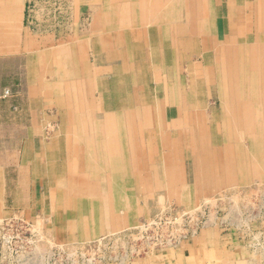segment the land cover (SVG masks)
Returning <instances> with one entry per match:
<instances>
[{
	"label": "rangeland",
	"instance_id": "1",
	"mask_svg": "<svg viewBox=\"0 0 264 264\" xmlns=\"http://www.w3.org/2000/svg\"><path fill=\"white\" fill-rule=\"evenodd\" d=\"M27 1L2 10L27 48L0 58V264H264V0ZM141 18L142 62H107Z\"/></svg>",
	"mask_w": 264,
	"mask_h": 264
},
{
	"label": "crops",
	"instance_id": "2",
	"mask_svg": "<svg viewBox=\"0 0 264 264\" xmlns=\"http://www.w3.org/2000/svg\"><path fill=\"white\" fill-rule=\"evenodd\" d=\"M3 1L4 0H0V58L13 56L15 54V51L18 53L19 50H22V49L26 50V48H27L25 46L26 42L24 43L23 41H21V44H20V42L18 41V38L16 39V41H15V39H12V36L14 37V35L12 34L14 29L12 27L7 28V29L3 27V18H2ZM12 1H14V7H13L14 8V10H13L14 26L18 27V24L19 25L21 24V26L24 27L26 6H27V2L28 1L27 0H12ZM137 25H138V28H139L138 30L136 29L137 26L133 27L132 23H130L128 25L124 24L123 26H121L123 31H119L118 30V33H120L119 35H115L114 34L112 36H109L111 38L108 37L109 39L108 38L106 39L105 47H103V48H104L105 51L107 50V53H108V54L105 55L106 58H107L106 59L107 62H109L108 60L111 59L112 63H114V62L116 63L117 59H119V58L122 59L121 63L122 64H126V65H130V63L136 64V63H141L142 62V61H138V62L136 61L137 58L134 57L135 56L134 55V50L141 48V45L143 44L142 40L146 36V29L142 28V27H139L141 25L138 24V23H137ZM127 26H129V27H127ZM114 27L115 26H112V29H114ZM131 30H132V32H134V37H131V35H130ZM22 33L24 35V38H27V36L30 33V31H28L26 29H23ZM139 38H140V40H139ZM114 39H115V41H114ZM64 41H65L64 42V46L60 47V51H62V49H63L64 52L62 51V53H64L65 57H66V54L68 52L71 51L73 53V51H72L73 49H75V52L77 51L76 50L77 49L76 45L74 47L73 46L68 47L66 45V37H64ZM4 42L7 43L5 46H4ZM8 42H10V44ZM23 43H24V45H23ZM59 43H61V42H59ZM121 43H123V45H120ZM109 45H111V47ZM111 49H117V50L116 51H111ZM101 50L103 51L102 48H101ZM135 58H136V60H135ZM30 69L31 68H27V71L30 72ZM140 263L142 264L143 261L141 260ZM164 264H166V262H164Z\"/></svg>",
	"mask_w": 264,
	"mask_h": 264
},
{
	"label": "bare ground",
	"instance_id": "3",
	"mask_svg": "<svg viewBox=\"0 0 264 264\" xmlns=\"http://www.w3.org/2000/svg\"><path fill=\"white\" fill-rule=\"evenodd\" d=\"M146 1L147 0H142V1H140V3L139 4H141V6H144V4L146 3ZM159 1V3H157V1L155 0V2L153 3V9L155 10V11H157V10H159L160 8H162V0H158ZM173 1V0H172ZM134 2V1H133ZM137 2V1H136ZM195 2V1H194ZM257 2V1H256ZM258 2H259V0H258ZM148 4H150V2L148 3ZM152 4V3H151ZM135 5H136V3H135ZM166 6V5H165ZM187 7V6H186ZM196 8V7H195ZM130 9V8H129ZM183 9V8H182ZM257 9H259V8H257ZM128 11V10H127ZM130 11V10H129ZM143 11H144V9H143ZM132 12V11H131ZM139 13H140V11H139ZM142 13V12H141ZM148 13V12H147ZM159 13H160V11H159ZM207 13H209V12H205V14H207ZM161 14H162V12H161ZM165 14V13H164ZM139 15V14H138ZM168 15V14H167ZM189 15H190V17H192L191 18V20H193V25H195V20L196 19H199V18H201L200 17V13H197L196 14V19L194 18L195 16L190 12V14L188 13V11H186V14H185V16L184 17H186V19H188L189 18ZM208 15H210V13L208 14ZM158 16V15H157ZM211 16H213V17H215V15H214V13L212 14L211 13ZM138 17V16H137ZM142 17V16H141ZM156 17V16H155ZM260 17V16H259ZM162 18V17H161ZM164 18H165V16H164ZM170 18V17H169ZM135 19V18H134ZM142 19V18H141ZM182 19V18H181ZM135 21V20H134ZM154 21V20H153ZM176 21V20H175ZM139 22V24L141 25V24H144V20L142 19V21L141 20H139L138 21ZM162 22V21H161ZM244 22V21H243ZM164 23V22H163ZM162 23V24H163ZM192 23V22H191ZM217 22L215 21V20H213L212 21V25H215ZM218 23H220V20H219V22ZM217 23V24H218ZM257 23V22H256ZM263 23V22H262ZM159 24V23H158ZM161 24V23H160ZM165 24V23H164ZM222 24V23H221ZM236 24V23H235ZM259 24H260V22H259ZM156 25V24H155ZM211 25V26H212ZM219 25V24H218ZM238 25V24H237ZM171 26H174L175 27V25L173 24V22H170V25H169V27H164V29H163V31H165V32H167L170 28H171ZM16 28V27H15ZM148 28V27H147ZM176 28V27H175ZM256 28H257V24H256ZM125 29V28H124ZM194 28H192V30H193ZM216 29V28H215ZM148 30V29H147ZM157 30H158V27H157ZM173 30V29H172ZM263 30V29H262ZM123 31V30H122ZM160 31V30H159ZM158 31V32H159ZM175 31V30H174ZM205 32H207L206 30H204ZM211 31V30H210ZM215 31V30H214ZM227 31V30H226ZM146 32H148V31H146ZM205 32H203V33H201L202 35H204V42H206V41H210V39L209 38H206L205 37ZM129 33V32H128ZM13 34V33H12ZM156 34H157V31H156ZM167 34V33H166ZM216 34V33H215ZM130 35H131V37H134V32H132V30H131V33H130ZM169 35V34H168ZM167 35V36H168ZM229 36H228V38H226V40H228V42H234L235 40H236V37H234L235 35H233V34H228ZM12 36V35H11ZM161 36H162V34H161ZM201 36V35H200ZM208 36V35H207ZM224 34H221V37H219L218 38V42L220 41V42H223L224 43V40L225 39H223L224 37ZM13 37V36H12ZM169 37V36H168ZM176 37V36H175ZM109 38H111V37H109ZM108 38V39H109ZM157 38H159L158 36H157ZM123 39V38H122ZM172 39V38H171ZM174 39V38H173ZM173 39H172V42H173ZM198 39V38H197ZM124 40V39H123ZM138 40V39H137ZM139 40H140V38H139ZM169 40V39H168ZM177 40V39H176ZM110 41V40H109ZM114 41H115V39H114ZM143 41V44L144 45H146V44H148V43H150L148 40H147V36H145V38L142 40ZM192 41V40H191ZM213 41V40H212ZM204 42L202 43V44H204ZM227 41H225V43H226ZM14 43V42H13ZM113 43V42H112ZM159 43H161V42H159ZM196 43V42H195ZM206 43H208V42H206ZM212 43H214V41L212 42ZM257 43H259V42H257ZM184 44V43H183ZM211 44V43H210ZM113 45V44H112ZM140 45V44H139ZM172 45V44H171ZM199 45H200V43H199ZM231 45V44H230ZM241 45V44H240ZM254 45V44H253ZM105 46V45H104ZM110 47H111V45H109ZM239 45H237V47H238ZM130 47V46H129ZM148 47V46H147ZM163 47V46H162ZM168 47V46H167ZM166 47V48H167ZM174 47V46H173ZM243 47V46H242ZM259 47V46H258ZM151 49V48H150ZM149 49V50H150ZM176 49V48H175ZM237 49H239V48H237ZM65 50V49H64ZM68 50V49H67ZM143 50V49H142ZM188 50V49H187ZM235 50V49H234ZM256 50V49H255ZM62 51H63V49H62ZM62 51H60V53L62 52ZM126 51V50H125ZM130 51V50H129ZM166 51V50H165ZM173 51V50H172ZM190 51H191V49H190ZM207 51H208V49H207ZM240 51V50H239ZM59 52V51H58ZM64 52V51H63ZM71 52V51H70ZM135 52H136V50H135ZM212 52H213V50H212ZM151 53V52H150ZM158 53V52H157ZM164 53V52H163ZM162 53V54H163ZM226 53V52H225ZM254 53H256V52H254ZM69 54V53H68ZM235 54H237V53H235ZM258 54V53H257ZM70 55V54H69ZM161 55V54H160ZM229 55V54H228ZM254 55V54H253ZM140 56V55H139ZM143 56V55H142ZM149 56H150V54H149ZM167 56V55H166ZM199 56V55H198ZM249 56V55H248ZM256 56V55H255ZM132 57V56H131ZM171 57V56H170ZM193 57V56H192ZM244 57V56H243ZM253 57V56H252ZM68 58V57H67ZM155 58V57H154ZM200 58V57H199ZM255 58V57H254ZM126 59V58H125ZM171 59V58H170ZM193 59H194V57H193ZM230 59V58H229ZM234 59V58H233ZM256 59V58H255ZM150 60V59H149ZM169 60V59H168ZM203 60H204V56H202V62H203ZM253 60V59H252ZM175 61H176V59H175ZM196 61V60H195ZM230 61V60H229ZM249 61V60H248ZM149 62V61H148ZM156 62H158V61H156ZM163 62V61H162ZM174 62V61H173ZM201 62V63H202ZM255 62V61H254ZM253 62V63H254ZM115 63V62H114ZM151 63H152V61H151ZM166 63V62H165ZM172 63V62H171ZM233 63V62H232ZM240 63V62H239ZM249 63V62H248ZM132 64V63H131ZM148 64V63H147ZM155 64V63H154ZM170 64V63H169ZM116 65H118V64H116ZM134 65V64H133ZM218 65H221V64H218ZM164 66V65H163ZM177 66V65H176ZM179 66V65H178ZM245 66V65H244ZM127 67V66H126ZM191 67V66H190ZM222 67V66H221ZM246 67V66H245ZM252 67H253V65H252ZM108 68V67H107ZM115 68H118V67H115ZM193 68H194V66H193ZM193 68H191L190 69V71L189 72H191V70H193ZM224 68V67H223ZM241 68V67H240ZM247 68V67H246ZM131 69V68H130ZM160 69V68H159ZM256 69V68H255ZM177 70V69H176ZM185 70V69H184ZM229 70H230V68H229ZM245 70V69H244ZM116 71H118V70H116ZM115 71V72H116ZM188 71H187V73H188ZM246 71V70H245ZM251 71V70H250ZM264 71V70H263ZM262 71V72H263ZM122 72H123V70H122ZM176 72V71H175ZM192 72H194V71H192ZM224 72V71H223ZM222 72V73H223ZM241 72H242V70H241ZM117 73V72H116ZM132 73V72H131ZM158 73V72H157ZM157 73H155V74H157ZM231 73H233V72H231ZM129 74V73H128ZM246 74V73H245ZM244 74V75H245ZM122 75V74H121ZM232 75V74H231ZM243 74H241V76H242ZM157 76V75H156ZM230 76V75H229ZM254 76V75H253ZM252 76V77H253ZM232 77V76H231ZM251 77V78H252ZM160 78H162V77H160ZM242 78V77H241ZM240 78V79H241ZM248 78V77H247ZM174 79V78H173ZM187 79V78H186ZM221 80V79H220ZM234 80V79H233ZM157 81V80H156ZM177 81V80H176ZM247 81V80H246ZM128 82V81H127ZM179 82V81H178ZM234 82V81H233ZM256 82V81H255ZM84 83V82H83ZM171 83H173V82H171ZM224 83V82H223ZM251 83H253V82H251ZM133 84V83H132ZM165 84H166V82H165ZM187 84V83H186ZM122 85V84H121ZM135 85V84H134ZM171 85V84H170ZM180 85V84H179ZM197 85V84H196ZM229 85V84H228ZM166 86V85H165ZM200 85H198V87H199ZM201 86H203V85H201ZM251 86V85H250ZM255 86V85H254ZM173 87V86H172ZM180 87V86H179ZM235 87V86H234ZM132 88V87H131ZM162 88H163V86H162ZM228 88V87H227ZM247 88V87H246ZM252 88V87H251ZM255 88V87H254ZM161 89V88H160ZM177 89V88H176ZM179 89V88H178ZM126 90V89H125ZM163 90V89H162ZM166 90H167V88H166ZM179 91V90H178ZM182 91V90H181ZM236 91V90H235ZM133 92V91H132ZM249 92V91H248ZM167 93V92H166ZM184 93V92H183ZM229 93H230V90H229ZM168 94V93H167ZM188 94H191V93H188ZM248 94V93H247ZM253 94V93H252ZM173 95V94H172ZM177 95V94H176ZM187 95V94H186ZM229 95V94H228ZM254 95V94H253ZM139 95H137L136 94V92L135 93H133V94H131L130 93V95H128L125 99H124V102H123V104H122V108H124V110H123V113H126V115H128L127 116V118L128 117H130V112H133V113H138V112H136L134 109H136V108H140V109H143V111H142V114H139L138 116L141 118V119H143V121L144 122H146L147 123V121H150V120H154V118H153V115H151V111H150V105H149V103L148 102H146L145 101V99H144V101H145V103H143L142 104V100L140 99V97H138ZM169 96V95H168ZM218 96V95H217ZM248 96V95H247ZM180 97V96H179ZM185 98V97H184ZM248 98H249V96H248ZM252 98H253V96H252ZM230 99V98H229ZM158 100V99H157ZM255 100V99H254ZM169 101V100H168ZM177 101V100H176ZM159 102V101H158ZM162 102V101H161ZM197 102V101H196ZM237 102V101H236ZM253 102V101H252ZM169 103V102H168ZM184 103H188V98H186V100H185V102ZM226 103V102H225ZM155 104H156V102H155ZM93 105V104H92ZM196 105V104H195ZM240 105V104H239ZM250 105H251V103H250ZM129 106V107H128ZM167 106H168V104H167ZM187 106V105H186ZM204 106V105H203ZM234 106V105H233ZM254 106V105H253ZM160 107V106H159ZM165 107V106H164ZM185 107V106H184ZM195 107V106H194ZM196 107L198 108V106L196 105ZM195 107V108H196ZM223 107V106H222ZM252 107V106H251ZM130 108V109H129ZM183 108V107H182ZM263 108V107H262ZM139 109V110H140ZM188 110L189 109H193L192 107L190 108H187ZM206 109V108H205ZM166 110V109H165ZM184 110V109H183ZM182 110V111H183ZM236 110V109H235ZM259 110V109H258ZM113 111V110H112ZM119 111V110H118ZM178 111V110H177ZM177 111H174L176 114H179ZM260 111V110H259ZM98 112V111H97ZM114 112V111H113ZM262 112V111H261ZM77 113V112H76ZM115 113V112H114ZM108 114L107 113V115H106V118L108 119L107 120V122H112L114 119H116V114ZM161 113V112H160ZM207 113V112H206ZM90 114V113H89ZM122 114V113H121ZM186 114V113H185ZM204 114H205V112H204ZM212 114H213V112H212ZM82 115V114H81ZM80 115V116H81ZM85 115H87V113H85ZM208 115V114H207ZM104 116V115H103ZM125 116V115H124ZM132 116V115H131ZM136 116V115H135ZM164 116H167V114L166 113H164ZM83 117H84V115H83ZM121 117V116H120ZM138 117V118H139ZM186 117H187V114H186ZM199 117H201V116H199ZM198 117V118H199ZM207 117H211V116H207ZM231 117V116H230ZM118 118V117H117ZM158 118V117H157ZM160 118H162V117H160ZM180 118H182V115H181V117ZM184 118V117H183ZM197 118V119H198ZM214 118V117H213ZM86 119V118H85ZM131 118H129V119H127V121L126 122H130L131 120H130ZM186 119V118H185ZM184 119V120H185ZM80 120V119H79ZM96 120V119H95ZM94 120V121H95ZM121 120V119H120ZM126 120V119H125ZM237 120V119H236ZM255 120V119H254ZM81 122V121H80ZM85 122V121H84ZM92 122V121H91ZM114 122V121H113ZM112 122V123H113ZM122 122V121H121ZM125 122V121H124ZM162 122V121H161ZM258 122V121H257ZM98 123H99V121H98ZM132 123H134V122H132ZM152 123V122H151ZM94 124V123H93ZM119 124H121V123H119ZM125 124V123H124ZM123 124V125H124ZM127 124V123H126ZM162 124V123H161ZM169 124V123H168ZM225 124V123H224ZM102 125V124H101ZM173 125H174V123H173ZM180 125V124H179ZM237 125V124H236ZM126 126H128V125H126ZM212 126V125H211ZM225 126V125H224ZM252 126V125H251ZM82 127H83V125H82ZM115 127H116V125H115ZM136 127V126H135ZM221 127V126H220ZM249 127V126H248ZM132 129H133V126H130L129 125V127L126 129L128 132H130V131H132ZM224 129V128H223ZM253 129V128H252ZM104 130V129H103ZM121 131H123V130H121ZM135 131L137 132V130L135 129ZM251 131V130H250ZM254 131V130H253ZM81 132V131H80ZM105 134H106V132H104ZM129 134V133H128ZM133 134V133H132ZM190 134V133H189ZM84 135V134H83ZM82 135V136H83ZM135 135H136V133H135ZM102 136V135H101ZM123 136V135H122ZM137 136V135H136ZM85 137V136H84ZM99 137V136H98ZM124 137V136H123ZM256 137V136H255ZM100 138H102V137H100ZM99 138V139H100ZM105 139V138H104ZM103 139V140H104ZM118 140V139H117ZM127 140V139H126ZM94 141V140H93ZM100 141V140H99ZM88 142V141H87ZM91 142H92V140H91ZM203 142V141H202ZM86 143V142H85ZM96 143V142H95ZM137 143V142H136ZM102 144V143H101ZM87 145V144H86ZM88 146V145H87ZM103 146V145H102ZM122 146V145H121ZM237 146H238V144H237ZM84 147V146H83ZM86 148V147H85ZM89 148V147H88ZM236 148V147H235ZM184 149V148H183ZM96 150V149H95ZM108 150V149H107ZM184 150H186V149H184ZM237 150V149H236ZM241 151V150H240ZM105 153V152H104ZM126 153V154H125ZM124 154H123V157L124 158H126V155H128V153L127 152H125ZM96 154V153H95ZM98 154V153H97ZM107 154V153H106ZM239 154H240V152H239ZM243 154V153H242ZM192 155V154H191ZM198 155H199V153H198ZM245 155V154H244ZM103 156H104V154H103ZM186 156V155H185ZM188 156V155H187ZM193 156V155H192ZM195 156H197V155H195ZM235 156H236V154H235ZM234 156V157H235ZM237 157V156H236ZM109 158V157H108ZM117 158V157H116ZM192 158V157H191ZM197 158V157H196ZM241 158V157H240ZM244 158V157H243ZM111 159V158H110ZM99 160V159H98ZM103 160V159H102ZM194 160V159H193ZM230 160V159H229ZM240 160V159H239ZM93 161V160H92ZM104 161V160H103ZM111 161V160H110ZM148 161H149V158H148ZM227 161V160H226ZM235 162L237 161V159L236 160H234ZM95 162V161H94ZM97 162V161H96ZM113 162H115V161H113ZM190 162V161H189ZM108 163H109V160H108ZM116 163V162H115ZM187 163V162H186ZM96 164H98V163H96ZM153 164V163H152ZM155 164V163H154ZM183 164H184V162H183ZM112 166V165H111ZM119 166V165H118ZM173 166V165H172ZM189 166V165H188ZM191 166V165H190ZM117 167V166H116ZM178 167V166H177ZM198 167V166H197ZM237 167V166H236ZM115 168V167H114ZM174 168H175V165H174ZM117 169H118V167H117ZM119 169H121V168H119ZM173 169V168H172ZM90 170V169H89ZM113 170V169H112ZM189 170V169H188ZM194 170V169H193ZM119 171V170H118ZM178 171H179V169H178ZM90 172V171H89ZM94 172V171H93ZM130 172V171H129ZM165 172V171H164ZM169 172V171H168ZM173 173V172H172ZM162 174V173H161ZM164 174H166V173H164ZM179 174V173H178ZM115 175V174H114ZM118 175V174H117ZM127 175V174H126ZM132 176V175H131ZM134 176V175H133ZM161 176V175H160ZM185 176V175H184ZM105 177V176H104ZM155 177V176H154ZM107 178V177H106ZM129 178V177H128ZM153 178V177H152ZM159 178V177H158ZM180 179H181V177H179ZM130 179V178H129ZM133 181V180H132ZM143 181V180H142ZM177 181V180H176ZM141 182V181H140ZM139 182V183H140ZM144 182V181H143ZM166 182H168V181H166ZM136 185V184H135ZM84 186V185H83ZM176 186V185H175ZM179 186V185H178ZM128 188V187H127ZM126 188V189H127ZM132 189V188H131ZM128 191V190H127ZM100 205V204H99ZM101 206H102V204H101ZM100 208V207H99ZM82 210V209H81ZM85 214V213H84ZM92 214V213H91ZM78 216V215H77ZM79 216H81V215H79ZM123 245V244H122ZM99 255V254H98ZM27 260V259H26ZM24 262V261H23ZM25 263H26V261H25ZM28 263V262H27Z\"/></svg>",
	"mask_w": 264,
	"mask_h": 264
}]
</instances>
